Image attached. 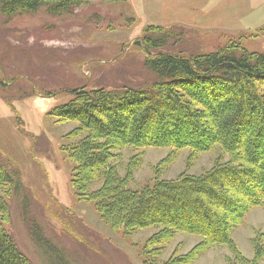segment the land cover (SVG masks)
Here are the masks:
<instances>
[{"label": "rangeland", "instance_id": "rangeland-1", "mask_svg": "<svg viewBox=\"0 0 264 264\" xmlns=\"http://www.w3.org/2000/svg\"><path fill=\"white\" fill-rule=\"evenodd\" d=\"M150 26L173 29L175 36L152 55L194 57L232 45L264 54V0H85L62 16L46 8L10 21L0 15V161L22 185L9 200L5 228L32 264L63 263L38 243L35 227L68 264H167L173 254H188L201 242L179 234L154 259L146 243L155 229L132 235L111 230L72 188L76 163L69 152L75 142L67 137L76 124H60L51 115L78 89H147L157 82L145 66L143 38ZM172 151L124 149L112 163L125 177L138 157L128 188L141 190L184 173L199 175L219 159L206 154L189 169L190 151ZM258 233H264L263 208L252 210L232 235L249 260ZM232 257L228 248L216 247L190 264H228Z\"/></svg>", "mask_w": 264, "mask_h": 264}, {"label": "trees", "instance_id": "trees-1", "mask_svg": "<svg viewBox=\"0 0 264 264\" xmlns=\"http://www.w3.org/2000/svg\"><path fill=\"white\" fill-rule=\"evenodd\" d=\"M84 3L0 0V15L10 21L46 8L62 16ZM144 34L145 66L157 82L147 89H78L68 103L51 112L60 124H76L67 137L75 142L69 153L76 163L71 180L76 196L93 204L113 231L132 235L155 229L146 243L154 259L179 234L200 238L190 253L173 254L167 264H190L216 247L230 250L228 264H260L264 233L252 240L253 260L243 256L232 235L252 210L264 209V54L232 45L194 57L152 55L175 38L174 30L150 26ZM150 148L172 149L174 155L189 150V169L203 155L217 153L219 159L199 175L184 173L131 190L139 158L125 177L112 161L124 149ZM21 186L18 176L0 161V264H32L5 228L11 222L9 200ZM33 233L48 254L68 264L36 227Z\"/></svg>", "mask_w": 264, "mask_h": 264}]
</instances>
